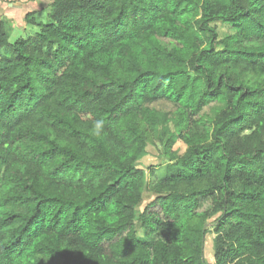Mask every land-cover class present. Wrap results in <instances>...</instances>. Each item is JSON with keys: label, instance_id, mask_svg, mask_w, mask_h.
I'll return each mask as SVG.
<instances>
[{"label": "trees", "instance_id": "obj_1", "mask_svg": "<svg viewBox=\"0 0 264 264\" xmlns=\"http://www.w3.org/2000/svg\"><path fill=\"white\" fill-rule=\"evenodd\" d=\"M25 20L10 42L0 19V264H264V0ZM151 142L165 175L137 165Z\"/></svg>", "mask_w": 264, "mask_h": 264}, {"label": "rangeland", "instance_id": "obj_2", "mask_svg": "<svg viewBox=\"0 0 264 264\" xmlns=\"http://www.w3.org/2000/svg\"><path fill=\"white\" fill-rule=\"evenodd\" d=\"M48 9V8H47ZM44 8L42 11L34 12L35 17L37 20H44L47 16V10ZM26 16V15H25ZM4 19V18H3ZM5 20V19H4ZM8 23L9 28V41L13 42L18 37H28L32 35L35 32V26L27 24L25 18L24 22L27 24L26 26H19L18 22H11L9 20H6ZM219 34L222 36L226 31V27L218 24ZM159 108L167 109L168 106L166 104H156ZM175 148H178L180 152L183 151L184 146L182 144L177 143ZM169 160L162 154L161 146L159 143H148L146 146V152L145 154L138 160L137 165L140 168H143L146 172L148 171V167H156L157 176L165 175L166 169L163 168L165 164H167ZM154 197V194L150 192L148 188H145L143 192V198L140 204L138 205L137 209L139 211H142L144 206L152 200ZM210 224V222H209ZM209 227V226H208ZM209 231H207L205 235V241H204V258L207 262H213V246H212V239L214 237V234L211 232L210 227L208 228ZM140 236H142V233L140 232Z\"/></svg>", "mask_w": 264, "mask_h": 264}, {"label": "crops", "instance_id": "obj_3", "mask_svg": "<svg viewBox=\"0 0 264 264\" xmlns=\"http://www.w3.org/2000/svg\"><path fill=\"white\" fill-rule=\"evenodd\" d=\"M53 0H0V19L18 22L20 26H26L25 15L28 12H39L44 8H50ZM45 20V19H44Z\"/></svg>", "mask_w": 264, "mask_h": 264}]
</instances>
